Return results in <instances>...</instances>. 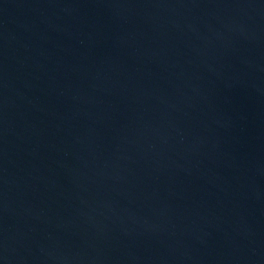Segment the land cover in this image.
Masks as SVG:
<instances>
[{
	"label": "water",
	"instance_id": "water-1",
	"mask_svg": "<svg viewBox=\"0 0 264 264\" xmlns=\"http://www.w3.org/2000/svg\"><path fill=\"white\" fill-rule=\"evenodd\" d=\"M0 264H264V0H0Z\"/></svg>",
	"mask_w": 264,
	"mask_h": 264
}]
</instances>
